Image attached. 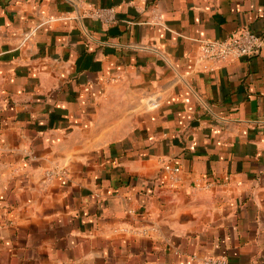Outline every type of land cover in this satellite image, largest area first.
Returning a JSON list of instances; mask_svg holds the SVG:
<instances>
[{
    "label": "crops",
    "instance_id": "1",
    "mask_svg": "<svg viewBox=\"0 0 264 264\" xmlns=\"http://www.w3.org/2000/svg\"><path fill=\"white\" fill-rule=\"evenodd\" d=\"M244 28L264 0H0V264H264V49L199 59Z\"/></svg>",
    "mask_w": 264,
    "mask_h": 264
},
{
    "label": "built area",
    "instance_id": "2",
    "mask_svg": "<svg viewBox=\"0 0 264 264\" xmlns=\"http://www.w3.org/2000/svg\"><path fill=\"white\" fill-rule=\"evenodd\" d=\"M89 16L104 25H111L117 21L113 8H95ZM199 59L213 63H224L229 60L252 58L264 49V35L252 32L248 28L241 29L224 39H204L199 41ZM164 170L174 175L180 172L179 166L164 165ZM205 264H230L225 258H211Z\"/></svg>",
    "mask_w": 264,
    "mask_h": 264
}]
</instances>
